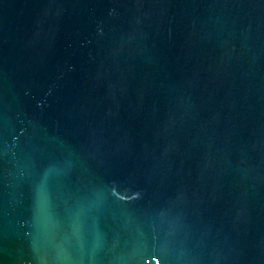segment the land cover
<instances>
[{
  "label": "water",
  "instance_id": "1",
  "mask_svg": "<svg viewBox=\"0 0 264 264\" xmlns=\"http://www.w3.org/2000/svg\"><path fill=\"white\" fill-rule=\"evenodd\" d=\"M0 264H264V0H0Z\"/></svg>",
  "mask_w": 264,
  "mask_h": 264
}]
</instances>
